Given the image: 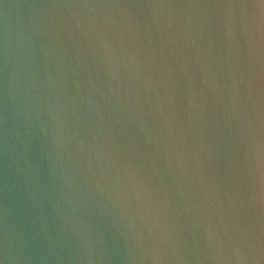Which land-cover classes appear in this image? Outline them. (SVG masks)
<instances>
[{
  "label": "water",
  "instance_id": "water-1",
  "mask_svg": "<svg viewBox=\"0 0 264 264\" xmlns=\"http://www.w3.org/2000/svg\"><path fill=\"white\" fill-rule=\"evenodd\" d=\"M0 264H264V0H0Z\"/></svg>",
  "mask_w": 264,
  "mask_h": 264
}]
</instances>
